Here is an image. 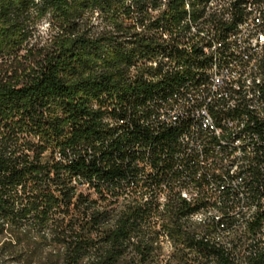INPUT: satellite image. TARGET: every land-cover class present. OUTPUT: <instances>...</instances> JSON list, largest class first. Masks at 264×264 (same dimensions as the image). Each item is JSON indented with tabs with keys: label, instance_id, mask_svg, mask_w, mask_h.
<instances>
[{
	"label": "trees",
	"instance_id": "1",
	"mask_svg": "<svg viewBox=\"0 0 264 264\" xmlns=\"http://www.w3.org/2000/svg\"><path fill=\"white\" fill-rule=\"evenodd\" d=\"M182 6L0 0V264H264L262 214L245 233L193 222L138 177L136 148L156 141L140 111L177 81L144 78L170 53L150 30Z\"/></svg>",
	"mask_w": 264,
	"mask_h": 264
},
{
	"label": "built area",
	"instance_id": "2",
	"mask_svg": "<svg viewBox=\"0 0 264 264\" xmlns=\"http://www.w3.org/2000/svg\"><path fill=\"white\" fill-rule=\"evenodd\" d=\"M163 4L167 0H160ZM209 5L226 8V15L206 16ZM152 13V11L150 10ZM153 15L156 13H152ZM197 33L189 34L188 19L178 20V29L165 27L160 23L150 32L160 39H168L169 47L181 50V57L199 59V67L188 68L179 65V57L170 55V60L146 63L149 71L154 64H162L155 81L168 73H187V80L174 84V91L148 100L140 111V124L149 132L168 128L165 139L154 144L141 145L137 149L135 165L141 170L139 178L157 177L156 198L165 202L170 186L198 187V194L191 200H184L196 209H205L216 200L225 203V214L214 222L230 220V213L242 211L234 207L236 197L242 191L253 195L257 213L251 221L262 214L260 228L256 232L259 247L264 243V114H250V107H264V86L241 88L242 72L258 58L256 49H264V0H208L204 7L195 6ZM235 18H243V25H235ZM144 27L137 26L140 31ZM172 35L181 36V44L172 43ZM134 73L131 68L130 75ZM147 80V72L144 75ZM151 81V82H155ZM256 99H263V106H256ZM245 109L239 138H249V167L246 171L236 168L233 176L224 175L225 165L220 158L228 151H235V161L241 158L236 140L231 147L218 148L209 144V137L223 133L226 123H233V112ZM114 124H117L115 119ZM233 179L232 188H224V180ZM172 194V193H171ZM176 194L178 197V193ZM182 200V199H181ZM195 209V210H196ZM233 224L242 220H230ZM249 221V222H251ZM249 222H243L247 231ZM219 240V237L215 238Z\"/></svg>",
	"mask_w": 264,
	"mask_h": 264
},
{
	"label": "bare ground",
	"instance_id": "3",
	"mask_svg": "<svg viewBox=\"0 0 264 264\" xmlns=\"http://www.w3.org/2000/svg\"><path fill=\"white\" fill-rule=\"evenodd\" d=\"M208 0H183V16L180 20L188 19L189 34L197 33V16L194 15L195 6L204 7ZM162 8L165 6L162 5ZM226 15V8H220L219 5H209L206 8V16ZM172 23V22H171ZM170 23L171 29H178V21ZM235 25H243V18H235ZM161 44L169 49V54L162 53L151 59L147 63H155L159 60H170V55L179 57V65L181 67L196 68L199 67V59L181 57V50H175L169 47L168 39H160ZM173 44H181L180 35H172ZM256 56L250 63L247 71L242 72L241 88H257L264 86V49H256ZM162 64H154L153 71H148L147 80L155 81V74H160ZM176 80V79H175ZM182 80H187V73H180L175 84H182ZM174 91V87L167 93ZM165 93V92H164ZM256 106H263V99H256ZM118 112V109H116ZM250 114H264V107H250ZM245 117V109H237L233 112V123H226L223 127V133H218L217 136L209 137V144L216 145L218 148L231 147L232 140H236V147L240 148L241 158L235 161V151L226 152L220 158V165H225L224 175L233 176L236 168L238 171H246L249 167L250 155V140L249 138H239V131H234V128H241L242 118ZM110 125H115L113 119H106ZM150 135L155 140L165 139L168 135V128H159L158 132H150ZM233 179L224 180V188H232ZM170 192L178 193V198L182 200H191L198 194V187H186L179 190V185L170 186ZM165 194V201L167 199ZM244 201V209L242 211H234L230 213V220H242L236 222L232 227L239 228L243 231V222L251 221V218L257 213V205L253 204V195L249 191H242V197H236L234 207H241ZM225 214V203L223 200H216L213 205H209L205 209H196L190 215L189 219L197 223H205L209 220H215L216 217H223ZM223 225H220L222 227Z\"/></svg>",
	"mask_w": 264,
	"mask_h": 264
},
{
	"label": "rangeland",
	"instance_id": "4",
	"mask_svg": "<svg viewBox=\"0 0 264 264\" xmlns=\"http://www.w3.org/2000/svg\"><path fill=\"white\" fill-rule=\"evenodd\" d=\"M43 26H44V25H43ZM43 26H42V28H41V29H43ZM164 245H165V246H167V243H165Z\"/></svg>",
	"mask_w": 264,
	"mask_h": 264
}]
</instances>
